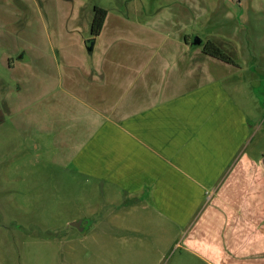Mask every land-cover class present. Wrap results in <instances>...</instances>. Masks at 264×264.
I'll return each instance as SVG.
<instances>
[{"label": "crops", "instance_id": "1", "mask_svg": "<svg viewBox=\"0 0 264 264\" xmlns=\"http://www.w3.org/2000/svg\"><path fill=\"white\" fill-rule=\"evenodd\" d=\"M182 41L191 51L170 64L137 48L46 54L65 74L34 83L51 90L37 94L35 109L12 115V127L47 120L43 132L61 140L68 166L118 194L117 216L131 219L117 227L107 220V239L137 248L150 233L157 248L183 254L173 264H264V154L249 152L248 113L215 74L228 71L214 63L229 65Z\"/></svg>", "mask_w": 264, "mask_h": 264}, {"label": "rangeland", "instance_id": "2", "mask_svg": "<svg viewBox=\"0 0 264 264\" xmlns=\"http://www.w3.org/2000/svg\"><path fill=\"white\" fill-rule=\"evenodd\" d=\"M94 8L107 13L95 52L137 48L170 64L191 51L185 36L217 45L231 63H214L228 71L215 74L248 113L249 152L264 154V0H0V264H173L183 256L157 248L150 233L137 248L107 239L100 228L107 220L117 227L131 219L117 216L118 194L68 166L67 150L56 147L61 140L43 132L47 120L12 127V115L35 109L37 94L51 90L33 84L65 74L46 54L70 48L87 54ZM79 220L81 232L70 226Z\"/></svg>", "mask_w": 264, "mask_h": 264}, {"label": "trees", "instance_id": "3", "mask_svg": "<svg viewBox=\"0 0 264 264\" xmlns=\"http://www.w3.org/2000/svg\"><path fill=\"white\" fill-rule=\"evenodd\" d=\"M106 17H107V13L105 10L100 8H94L93 19L90 26V39L87 42H85V45L87 44L88 46L90 43H93L94 45L96 38L100 35L103 29ZM202 50L203 53L214 59H217L221 62L228 64L231 63L228 56H226L221 51V49L217 47V45H215L213 42L207 41V43L203 44Z\"/></svg>", "mask_w": 264, "mask_h": 264}, {"label": "water", "instance_id": "4", "mask_svg": "<svg viewBox=\"0 0 264 264\" xmlns=\"http://www.w3.org/2000/svg\"><path fill=\"white\" fill-rule=\"evenodd\" d=\"M200 44V40L198 38H195L193 40V45L197 46ZM93 43H90L86 48H87V52H91L93 50ZM260 166H261V169L263 170V173H264V156L262 157V159L260 160ZM70 226L76 228L78 231H82V228H81V221H76V222H73L70 224Z\"/></svg>", "mask_w": 264, "mask_h": 264}, {"label": "flooded vegetation", "instance_id": "5", "mask_svg": "<svg viewBox=\"0 0 264 264\" xmlns=\"http://www.w3.org/2000/svg\"><path fill=\"white\" fill-rule=\"evenodd\" d=\"M189 44H191L192 46H195V45H193V41H192V40H191V42H190ZM197 46L202 48V46H203V43L200 41V44H199V45H197ZM202 51H203V50H202Z\"/></svg>", "mask_w": 264, "mask_h": 264}]
</instances>
